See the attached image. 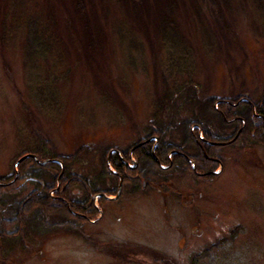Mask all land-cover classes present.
<instances>
[{
  "label": "rangeland",
  "instance_id": "obj_1",
  "mask_svg": "<svg viewBox=\"0 0 264 264\" xmlns=\"http://www.w3.org/2000/svg\"><path fill=\"white\" fill-rule=\"evenodd\" d=\"M11 1L0 0V178L18 177L16 162L37 149L39 135L56 155L84 148L69 172L95 182L110 152H128L157 128L176 145L191 121V130L201 132L199 125L210 120L211 135L230 137V127L221 128L216 117L200 116L210 98L236 106L264 97V0H210L214 6L173 0L176 6L134 11L121 0H83V20L74 0ZM156 12L173 25L152 19ZM28 17L48 37L50 50L41 57L23 42ZM209 142L223 165L213 183L180 172L149 175L145 189L128 194L125 187L107 202L99 220L79 225L51 216L46 231L25 227L10 240L6 232L14 234L16 225L2 222L13 217L15 204L53 177L60 187L63 164L60 172L39 170L42 161L33 154L36 167L28 165L27 174L39 179L26 176L21 194L0 197V264H189L190 256L237 226L224 253L204 264H264V147Z\"/></svg>",
  "mask_w": 264,
  "mask_h": 264
},
{
  "label": "trees",
  "instance_id": "obj_2",
  "mask_svg": "<svg viewBox=\"0 0 264 264\" xmlns=\"http://www.w3.org/2000/svg\"><path fill=\"white\" fill-rule=\"evenodd\" d=\"M7 1H9L10 4L12 2L11 0ZM121 1L126 6L127 10L130 9L132 11L136 10V8L145 9L146 6H176V2H173V0ZM74 2L75 6H73V10L75 14L81 20H83L88 14V12L86 14L87 6L82 5L84 3L83 0H74ZM16 5L17 4H15V6ZM206 5L214 6V3H212V1L210 0H207ZM22 6H25V4ZM91 14L92 16H94V13L92 11ZM211 14L217 15L215 8L211 9ZM3 17L4 18L0 21V24H2V22L5 20V13L3 14ZM152 19L160 22L161 24L173 25L172 19L167 18V16L164 14H159V12L154 13ZM84 28H86L85 24L82 25V31L84 30ZM23 32V42L28 46L29 53L37 54L41 57L45 53L49 52L50 46L49 44H47L48 37L44 35L45 33L42 30L38 31L36 20L34 18H26L24 22ZM42 37H46L44 38L46 40L45 42L39 43L38 45L37 41L39 38ZM231 104L232 103L226 102L225 100L220 101L217 98H210L208 101L207 108H202V110L200 111V116L202 117V119L203 117L207 116L216 117L218 120V124L221 128L229 127V125H227L225 122L226 120H229L231 118H238L235 121V124L237 126H240L242 124V121L244 123L242 130L235 143L237 145L245 147H250L251 145H259L264 147V97L257 102L249 103L247 101L244 102L243 100H241L240 103L236 106ZM252 105L254 106L253 108ZM204 121L206 125H199L201 127L202 138L208 141H222L229 140L232 138V136H230L226 139H220L219 137L216 138L215 135H211V132L207 128V125H209L210 120ZM195 122L196 121L187 122L183 129L179 131V134L182 136L181 138L183 139V143L181 145H176L175 143L164 141L162 136L163 131L160 128L153 130V132L150 134L151 136L146 137L149 138L156 136L159 139V143L154 150V155L163 166H168L170 160L168 158V155L171 151L181 150L184 147L187 149H193V152L191 153L192 155H189V157L194 163L195 170L197 172L208 173L216 171L219 168L220 163H222V159L218 153L217 148L215 149V147L205 145L206 154L204 155L198 149L196 143L194 142L192 134L200 140L197 135L199 134L197 129L191 132V127ZM35 139L37 149L24 152L22 155H20L19 158L26 154H34L39 161H44L46 159L60 161L63 164V173L60 176V187L57 191V198L60 197V199H53V196L51 195V192H53V190L55 189L54 177L52 178L51 183H47L46 181L43 184L39 183L38 185H35L36 189L27 192L22 198V200L15 204L13 217L2 222L3 224L6 223L8 227H10V223H15L16 225V232H14V234L6 232L7 234L5 237L10 240L18 239L20 237V230L25 227L39 229V231H46L50 227V225L48 224V220L51 216H57L56 218L62 220L63 222L66 221L65 219L72 218L79 225L96 220L100 215V209L104 208L105 204L107 203V200L102 197H99L97 199L98 206L96 207L94 205V198L100 195L101 193H104L106 195H113L115 194L116 189H101L100 186H96V184H100L101 181L110 180L111 182H114V184L117 185L119 181L117 175L111 173L108 170L105 160H102L101 162V165L103 164V176L99 175L98 178H95V182H91L89 180L84 179L83 177L70 174L69 166L76 162V158H78L82 154L84 148L69 156L56 155L53 153L52 146L49 140L41 138L39 135H36ZM152 144L153 141L150 145ZM150 145L145 148H142L140 152L142 154L140 155V157L142 158L140 162L143 164L142 168L137 169L140 178H142L141 176H143L145 172H147V177H149V175H153L154 177L156 174H161L163 172H173L180 170L182 172L192 171L189 164H187L186 162H178L179 156L177 154L171 155V160L173 164L167 170L161 169L160 167H158L157 162L154 160L152 155H150ZM122 154L127 160V152H123ZM112 157L113 158H111V167L115 171L122 174L123 185L129 183L130 180L128 174H130L131 171L129 169H126L124 164H122L120 160L117 159L116 154H114ZM211 158L217 159L219 160V162L211 160ZM33 164H35L34 160L31 158H27L20 162L17 166L19 171L18 177L16 179L13 178V176H11V178H0V183H8L7 185L0 186V197H2L3 195L13 196L21 194L23 190H25V182L28 181L26 180V176L32 177L31 182L33 183L35 179H39L38 175L35 176V172H32V174H27V170L31 169V166H34ZM28 165H31L29 166L30 168L28 167ZM38 169L43 171L50 169L52 171L60 172L61 168L59 164L55 162H49L46 165H40ZM221 172L222 169L218 174H220ZM218 174H207L204 176V179L208 183H213ZM140 178L139 180H137L138 185H140ZM42 179H44V177H42ZM143 179L145 180V186H147V184H149L148 180L146 181L145 177H143ZM74 189L78 190L74 193V191H72ZM63 200L65 202H63ZM66 206H69L71 210L75 211L76 216L72 215L70 213V210L68 211ZM240 229L241 227L237 226L231 232L230 237L219 238L214 243L202 249V251L190 256L189 264H204L205 261L206 263L213 261L214 257H220L224 253L228 245L231 244L234 240L236 235L235 233L240 231ZM152 252L156 253L155 251ZM156 257H161L159 259H161L162 261L164 260V257L162 256L157 255ZM161 264H163V262Z\"/></svg>",
  "mask_w": 264,
  "mask_h": 264
},
{
  "label": "flooded vegetation",
  "instance_id": "obj_3",
  "mask_svg": "<svg viewBox=\"0 0 264 264\" xmlns=\"http://www.w3.org/2000/svg\"><path fill=\"white\" fill-rule=\"evenodd\" d=\"M231 105H235V104H231ZM236 119H238V118H231V119H229V120H226L225 122H226V124L227 125H229V127H230V129H231V135L230 136H232V138L231 139H229V140H232V139H234L233 140V144L234 145H237L236 143H235V141L237 140V138H238V136H239V134H240V132H241V130H242V127H243V121H242V124L240 125V126H237L236 124H235V121H236ZM191 132H193V130H191ZM192 137H193V140H194V142L196 143V145H197V147H198V149L205 155L206 154V152H205V145L206 146H211L210 145V142L208 141V140H206V139H204V138H202V137H200V140L195 136V135H193L192 134ZM199 137V136H198ZM153 139H154V144H152V145H150L151 144V142L153 141ZM158 143H159V139L156 137V136H153V137H149V138H142L138 143H136L134 146H132V147H130V151L128 150V152H127V160L124 158V156H123V152H113V153H111V155H110V153H109V155H108V157H107V163H108V165H111V158H113L112 156L114 155V154H116V157H117V159H119L120 160V162L122 163V164H124V166L126 167V169H129L130 171H131V173L130 174H128V177H129V180H130V182L129 183H127V184H125V185H123V179H122V174L121 173H119V172H117V171H114V174H116L117 175V177H118V179H119V181H118V183H117V186H116V189H115V194L117 193V190H118V188H119V192H120V195H119V197L118 198H120V196H122V193L124 192V188L125 187H127L128 188V194H134V193H136L138 190H140L141 188H143V189H145V180L143 179V177H147V172H145L144 174H143V176H141L142 178H140L139 177V172L137 171V169L138 168H142V166H143V164L140 162V160L142 159L141 157H140V155H142L140 152H141V150H142V148H145V147H147L148 145H150V147H149V150H150V155H152V157L154 158V160L157 162V165H158V167H160L161 169H163V170H167L172 164H173V162H172V160H171V155H173V154H177L179 157H178V162L180 161V162H186L187 164H189V166H190V168L192 169V171L191 172H182L181 170L180 171H173V172H169V174L171 175V176H173V175H175V174H177V172H180L181 174H185V176H191L192 178H194L195 180H197V181H200V180H202V181H206L205 179H204V176L205 175H207V174H214L215 173V171H213V172H208V173H199V172H197L196 170H195V166H194V163L192 162V160H191V158L189 157V155H192L191 153H190V150H192L193 151V149H187V148H182L181 150H175V151H171L170 152V154L168 155V158L170 159L169 160V164H168V166H163L161 163H160V161L156 158V156L154 155V150H155V148H156V146L158 145ZM231 143V144H232ZM142 146H144V147H142ZM189 152V154H188V152ZM125 153V152H124ZM135 154H137V155H135ZM211 160H215V161H217V162H219V160H217V159H213V158H211ZM131 164V165H130ZM179 165V164H178ZM158 176V174H156L155 175V177H157ZM139 178H140V185H138V183H137V180H139ZM60 180V179H59ZM167 181V180H166ZM165 186L166 187H168V188H171V191L172 192H176L177 193V189L174 187V185H173V183H172V181L171 180H168L167 182H165ZM153 188L157 191V190H159V191H162V188H161V186L160 187H158V186H156V185H153ZM58 189H59V186L55 189L56 190V192L58 191ZM123 190V191H122ZM164 195L166 194V191L163 193ZM193 194L192 193H186V195H185V197H188V199H190V201L192 200V198H193V196H192ZM55 198H57V196L55 197ZM117 198V199H118ZM57 199H60V197H58ZM116 199V200H117ZM63 202H65L64 200H63ZM100 213H101V217H102V209H100ZM197 230V229H196ZM198 231V230H197ZM195 231H193V233H194ZM2 260V259H1Z\"/></svg>",
  "mask_w": 264,
  "mask_h": 264
},
{
  "label": "water",
  "instance_id": "obj_4",
  "mask_svg": "<svg viewBox=\"0 0 264 264\" xmlns=\"http://www.w3.org/2000/svg\"><path fill=\"white\" fill-rule=\"evenodd\" d=\"M228 143H230V142H228ZM225 144H227V143H215L214 145H225ZM28 157H31V158H33V159H35V156L34 155H26V156H24V157H22L20 160H18L17 162H16V164H19L22 160H24V159H26V158H28ZM49 160H45V161H43V162H40L39 164L40 165H44L45 163H47ZM119 194H120V192H119V190H118V192H117V194H116V196H115V198H117V197H119ZM101 197H103V198H107V199H110V198H108L105 194H101L100 195Z\"/></svg>",
  "mask_w": 264,
  "mask_h": 264
}]
</instances>
